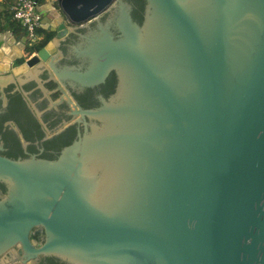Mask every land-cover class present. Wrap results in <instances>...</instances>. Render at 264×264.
I'll use <instances>...</instances> for the list:
<instances>
[{
	"label": "water",
	"instance_id": "water-1",
	"mask_svg": "<svg viewBox=\"0 0 264 264\" xmlns=\"http://www.w3.org/2000/svg\"><path fill=\"white\" fill-rule=\"evenodd\" d=\"M36 10L51 39L21 64L0 30L44 118L0 84V264H264V0Z\"/></svg>",
	"mask_w": 264,
	"mask_h": 264
},
{
	"label": "built area",
	"instance_id": "built-area-1",
	"mask_svg": "<svg viewBox=\"0 0 264 264\" xmlns=\"http://www.w3.org/2000/svg\"><path fill=\"white\" fill-rule=\"evenodd\" d=\"M36 0H13L11 11L13 19L18 22L27 36L28 45L34 53L39 49L41 35L38 33L40 28L41 16L36 10Z\"/></svg>",
	"mask_w": 264,
	"mask_h": 264
},
{
	"label": "flooded vegetation",
	"instance_id": "flooded-vegetation-1",
	"mask_svg": "<svg viewBox=\"0 0 264 264\" xmlns=\"http://www.w3.org/2000/svg\"><path fill=\"white\" fill-rule=\"evenodd\" d=\"M25 33V32H23ZM41 35V39L39 40V46L41 44V41H43V39H45V34H40ZM27 37V36H26ZM51 39V38H50ZM42 46V45H41ZM29 50V51H28ZM59 50V44L57 46V51ZM35 52V51H34ZM32 49L29 47V45H26V49L23 51V55L24 57L19 61L21 64L23 60H25L26 58H28L29 55L35 54ZM18 64V65H19ZM47 65V67L50 69V71L52 72V74L55 76V78L57 79L56 75L54 74L52 68L50 67V65H48L47 63H45ZM4 77L7 76H11L10 74H4L2 75ZM11 78V77H10ZM13 78V77H12ZM15 83L17 84V86L19 87V89L21 90V92L23 93L24 97L26 98V100L28 101V103L30 104L31 108L33 109V111L35 112V114L37 115L38 119L41 121L44 120V118L42 117L41 113L39 112V110L37 109L36 105L34 104V102L32 101L31 97L29 96V94L27 93L26 89L24 88V86L22 85L21 81L19 80L18 77L13 78ZM60 79V78H59ZM64 82V84H61V82L57 79V81L60 83V85L62 86V88L65 90V92L67 93V95L70 97V99L73 101V103L75 104V106L77 107L78 110H83L81 103L78 101V99L76 98V96L73 94V92L70 90V88L68 87V85L65 83V81L63 79H60ZM78 117H80V115L74 114L73 116H71L69 119H67L66 121H64L63 123H61L59 126H57L56 128H54L52 131H50L48 133L49 137H52L53 135H55L56 133H58L60 130H62L64 127H66L67 125H69L71 122H73L75 119H77ZM30 239L36 240L38 243H42L44 241V235L43 232L41 231L40 234H38L37 236H30ZM17 247H14V249ZM11 256H6L4 258H9ZM6 262V261H5Z\"/></svg>",
	"mask_w": 264,
	"mask_h": 264
},
{
	"label": "trees",
	"instance_id": "trees-1",
	"mask_svg": "<svg viewBox=\"0 0 264 264\" xmlns=\"http://www.w3.org/2000/svg\"><path fill=\"white\" fill-rule=\"evenodd\" d=\"M12 1L13 0H1L0 1V4L7 9V17L5 18L6 19L5 25H7V27L10 28L11 30H13L15 33H20V32H22V27L18 22H16L13 19L12 12L10 11ZM36 1L38 2V1H42V0H36ZM38 33L39 34H45V39H43V41H41V44L39 46V47H41V45L42 46L45 45L50 40L51 34L47 31H44L41 28H38Z\"/></svg>",
	"mask_w": 264,
	"mask_h": 264
},
{
	"label": "crops",
	"instance_id": "crops-1",
	"mask_svg": "<svg viewBox=\"0 0 264 264\" xmlns=\"http://www.w3.org/2000/svg\"><path fill=\"white\" fill-rule=\"evenodd\" d=\"M1 1V0H0ZM10 11H11V8H10ZM12 12V11H11ZM7 17V9L4 7V6H2L1 4H0V30H7V31H10V32H12V34L14 35V36H22L23 34H25V33H23V30H22V32H20V33H15L13 30H11L10 28H8L7 27V25H5V23H6V18ZM4 25V26H3ZM56 44H57V46H58V44H59V42L58 41H56ZM10 77H12V76H7V77H4V76H0V84H2V83H4V82H6V81H8L9 79H10Z\"/></svg>",
	"mask_w": 264,
	"mask_h": 264
}]
</instances>
